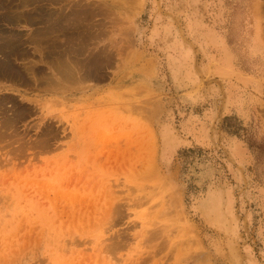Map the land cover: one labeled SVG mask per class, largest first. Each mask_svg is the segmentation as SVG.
<instances>
[{"label": "rangeland", "instance_id": "rangeland-1", "mask_svg": "<svg viewBox=\"0 0 264 264\" xmlns=\"http://www.w3.org/2000/svg\"><path fill=\"white\" fill-rule=\"evenodd\" d=\"M0 264H264V0H0Z\"/></svg>", "mask_w": 264, "mask_h": 264}, {"label": "bare ground", "instance_id": "bare-ground-1", "mask_svg": "<svg viewBox=\"0 0 264 264\" xmlns=\"http://www.w3.org/2000/svg\"><path fill=\"white\" fill-rule=\"evenodd\" d=\"M18 3V2H17ZM85 14V13H84ZM77 16H78V14H77ZM9 19V18H8ZM70 20H71V18H69ZM69 20V21H70ZM88 20V19H87ZM72 21V20H71ZM79 21V20H78ZM44 28V27H43ZM58 31V30H57ZM42 38V37H41ZM5 39H9V38H5ZM10 40V39H9ZM37 43V42H36ZM34 44V43H33ZM42 47V46H41ZM46 48V47H45ZM38 49V48H37ZM38 50H40V49H38ZM35 51V50H34ZM24 52V51H23ZM41 54V53H40ZM43 54V53H42ZM45 59V58H44ZM17 61V60H16ZM20 61V60H19ZM28 61V60H27ZM41 62H42V60H41ZM23 63H25V62H23ZM34 63V62H33ZM36 64H37V62H36ZM25 65V64H24ZM32 65V64H31ZM25 67V66H24ZM29 68V67H28ZM71 71V70H70ZM31 73H32V71H31ZM33 75V74H32ZM60 79V78H59ZM171 212V211H170ZM168 214V213H167ZM194 241V240H193Z\"/></svg>", "mask_w": 264, "mask_h": 264}]
</instances>
